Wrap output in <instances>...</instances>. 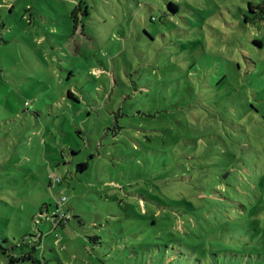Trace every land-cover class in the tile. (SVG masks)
<instances>
[{
  "label": "rangeland",
  "instance_id": "obj_1",
  "mask_svg": "<svg viewBox=\"0 0 264 264\" xmlns=\"http://www.w3.org/2000/svg\"><path fill=\"white\" fill-rule=\"evenodd\" d=\"M31 252L264 264V0H0V264Z\"/></svg>",
  "mask_w": 264,
  "mask_h": 264
},
{
  "label": "trees",
  "instance_id": "obj_2",
  "mask_svg": "<svg viewBox=\"0 0 264 264\" xmlns=\"http://www.w3.org/2000/svg\"><path fill=\"white\" fill-rule=\"evenodd\" d=\"M168 7L171 8L172 10H175V11H176V5L173 4L172 2H170V3L168 4ZM86 167H87V166H86V164H84V163H81V164H79V165L77 166V168H78L80 171L85 170ZM223 174H224V173H223ZM223 174H221V175L218 176V180H219L218 182L221 183V184L224 183V182H223V177H222ZM50 178H51V177H50ZM56 182H57V183L59 182V179H58V178L56 179ZM195 196H196V194L193 196V200H190V201H189L188 206L190 207L191 210H194V211H196L198 214L201 215L200 221H197L196 224H198V225L200 226V228H202V224H203V222H202V220H203V219H202V214H203V212L209 210V208H207V209H205V210L202 209V206L209 204V202H207L205 199H201V198L196 199ZM192 201H193V202H192ZM65 202H66V198H65V197H62V198L58 201V204L56 205V209H57V211L59 210V208H60V210H62V211L59 213V216L56 215V214H54V216H53V218H55V222L58 221L57 224H56V225H58V226H63L64 224H67V222H68L67 211H64V207L62 206V204L65 203ZM185 205H186V204H185ZM185 205H184V206H185ZM53 218H52V219H53ZM53 221H54V220H53ZM55 222H54V223H55ZM152 222L154 223V221H152ZM33 251H35V250H34V247H33V249H32V252H33ZM32 252H31V253H27L26 255H24V256H22V257H20V258H13V257H11V259H10V263H11V264H14V263H17L18 261L21 262V261H24V260H30V261H32L33 264H47L46 262H42L39 258L35 257L34 254H33Z\"/></svg>",
  "mask_w": 264,
  "mask_h": 264
},
{
  "label": "crops",
  "instance_id": "obj_3",
  "mask_svg": "<svg viewBox=\"0 0 264 264\" xmlns=\"http://www.w3.org/2000/svg\"><path fill=\"white\" fill-rule=\"evenodd\" d=\"M40 130V129H39Z\"/></svg>",
  "mask_w": 264,
  "mask_h": 264
},
{
  "label": "water",
  "instance_id": "obj_4",
  "mask_svg": "<svg viewBox=\"0 0 264 264\" xmlns=\"http://www.w3.org/2000/svg\"><path fill=\"white\" fill-rule=\"evenodd\" d=\"M225 177V176H224Z\"/></svg>",
  "mask_w": 264,
  "mask_h": 264
}]
</instances>
